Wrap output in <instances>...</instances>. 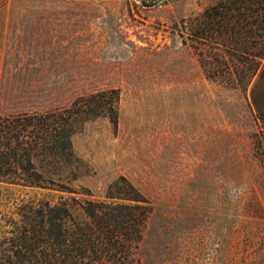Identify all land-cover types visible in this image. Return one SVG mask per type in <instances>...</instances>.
Here are the masks:
<instances>
[{"label":"rangeland","instance_id":"374dc122","mask_svg":"<svg viewBox=\"0 0 264 264\" xmlns=\"http://www.w3.org/2000/svg\"><path fill=\"white\" fill-rule=\"evenodd\" d=\"M0 0V115L109 91L52 188L0 185V223L59 189L150 200L141 264H264V129L240 93L205 79L182 20L220 0Z\"/></svg>","mask_w":264,"mask_h":264},{"label":"trees","instance_id":"16d2710c","mask_svg":"<svg viewBox=\"0 0 264 264\" xmlns=\"http://www.w3.org/2000/svg\"><path fill=\"white\" fill-rule=\"evenodd\" d=\"M183 43L197 50L205 79L240 93L264 129V0H220L182 20ZM118 96L76 98L43 112L0 115V185L52 188L74 155L78 125L102 112L116 122ZM59 189L60 200L23 204L0 223V264H141L137 249L152 210L125 177L104 195Z\"/></svg>","mask_w":264,"mask_h":264},{"label":"water","instance_id":"95a60500","mask_svg":"<svg viewBox=\"0 0 264 264\" xmlns=\"http://www.w3.org/2000/svg\"><path fill=\"white\" fill-rule=\"evenodd\" d=\"M162 1H165V0H161L160 2H162Z\"/></svg>","mask_w":264,"mask_h":264}]
</instances>
